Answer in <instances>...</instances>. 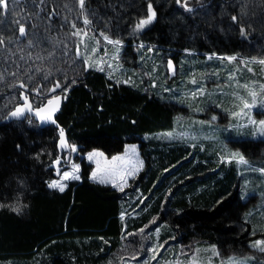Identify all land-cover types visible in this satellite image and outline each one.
I'll return each mask as SVG.
<instances>
[{
  "label": "trees",
  "instance_id": "obj_1",
  "mask_svg": "<svg viewBox=\"0 0 264 264\" xmlns=\"http://www.w3.org/2000/svg\"><path fill=\"white\" fill-rule=\"evenodd\" d=\"M149 4L155 17L138 29ZM23 7L21 2L17 17L28 34L72 35L87 16L89 27L124 43L122 58L132 65L144 47L177 63L207 54L254 63L264 59V0H85L84 9L79 0H32L28 17ZM19 35L18 27L17 41ZM72 49L70 45L68 53ZM7 50L0 55V104L5 100L15 106L18 81L26 80L16 77L23 64H17L19 52L25 60V52L33 49L22 42ZM65 59L61 71L54 73L55 80L63 79L69 69L67 99L57 119L71 143L78 145L80 154L98 148L109 156L123 152L127 144H139L144 167L132 186L120 191L92 180L93 165L83 157L80 179L70 180L63 192L49 188L55 177L52 164L61 155L57 129L40 127L30 117L12 122L1 118L0 264H116L124 243L153 219L147 229L159 227L160 242L171 237L176 248L187 246L186 264L193 258L199 264H224L220 256L246 250L264 231L262 179L256 190L261 201L249 207L253 195L243 194L237 164L222 175L221 169L210 166L213 157L206 149L197 152V162L185 140L159 138L179 120L174 101L148 86L117 80L103 69L86 66L73 73V59ZM40 82L38 75L32 85ZM250 146L242 151L251 159L264 151L263 140ZM262 256L256 264H264Z\"/></svg>",
  "mask_w": 264,
  "mask_h": 264
},
{
  "label": "rangeland",
  "instance_id": "obj_2",
  "mask_svg": "<svg viewBox=\"0 0 264 264\" xmlns=\"http://www.w3.org/2000/svg\"><path fill=\"white\" fill-rule=\"evenodd\" d=\"M19 4L13 2L12 34L6 41L10 48L13 44L19 45L23 42L33 50L25 52L27 55L25 60L20 58L21 51L19 52L17 64H23L20 67L18 66L16 77H24L26 80L20 79L17 86L20 83L28 86L26 83L32 84L38 75L43 74L46 81L44 94H47L50 84L53 85L56 82L55 71H61L60 65L63 56L64 58L68 57V60L73 59L76 54L75 51H77L80 61L77 63L74 60L70 62L73 65L71 72L74 73L77 69L79 73L87 65L93 69H103L117 80L135 86H148L166 99L174 101L179 106V120H177L174 129L158 134L159 138L185 140L190 144V148L195 150V160L197 162L201 160L197 157V152L206 149L209 156L211 155L213 158L211 162L208 159L203 161L214 162L210 166L214 169H221L222 175L228 172L231 165L237 164V173L241 177L243 194L253 195V198L249 201V207L261 201V193L256 192V190H258L257 186L260 185L259 177L262 179L261 184L264 185V174L259 171V169L264 168V151L258 157L251 159L247 154H244L242 148L250 149V145H255L259 140L264 141V134L259 131V121L264 120V94L260 92L258 87L260 84H264V65L254 63L246 58L240 59L237 57L234 61L220 59L231 55L207 54L200 58L184 57L179 63L174 62L175 73L171 74L168 67L170 57L162 55L160 51L157 52L152 49L150 51L144 47L142 48L144 50L139 49V57L136 63L133 62V66L122 58L124 43L121 40H119V45L108 43L104 39L105 35H101L93 28L85 25L83 20L79 25V30L77 29L82 32L81 36L73 35L77 31H74L72 35L61 34L55 37L42 33L38 35V33L32 32L27 33V36L18 37L17 41L18 25L14 26V21L20 14ZM67 12L71 13L69 5H67ZM15 37L16 39H14ZM81 40H83V43H81ZM38 42V49H36L34 45ZM70 45L73 47L72 55L68 53ZM93 49H95L94 52ZM54 53L56 56H54ZM128 61H130V57ZM68 70L66 69L65 72L67 73ZM229 77H233V79ZM58 80L63 90L66 91L63 85L65 84V87L68 88L67 81L65 79ZM194 80L195 83H193ZM41 84L43 83L41 82ZM242 85H248L250 88L255 89L257 99L255 106L246 110L248 115L236 116L234 113L240 111V101L236 99L237 96H243L248 99L249 103H252L251 97ZM33 88L36 89V85ZM14 94L17 95V92H14ZM13 100L17 101V97L14 96ZM1 103L0 119L6 116L14 106H10L5 100H2ZM203 113L208 114L210 119L201 115ZM249 118L257 123H251ZM251 140L254 142H251ZM133 147L135 152L129 151ZM73 148L75 151H73ZM93 152L103 153V156L89 160L88 155ZM233 154L243 156L247 163H238ZM115 156H121L125 159L116 162V175L105 176V182H101L100 176L104 174V170L112 167V158ZM60 157L64 158V154H61ZM83 157L93 165L91 178L92 173L97 171V160H99L101 171L98 173L97 179L92 178V180L111 184L120 191L131 187L132 179L137 177L144 167V159L141 156L139 144H127L123 152L109 156L98 148H92L85 154H80L78 145L72 143L71 159L67 167L59 177H54L49 183L60 181L67 186L68 182L73 179L64 180L62 177L65 172H72L73 165H79V171L76 175L80 179L82 168L80 159ZM53 169L55 170V168ZM133 169H135L133 174L127 175V172ZM121 176H123V179H121ZM117 185H122V188ZM136 198L137 196L133 200ZM262 203L264 204V200ZM154 222L155 219L134 233L135 239L127 240L124 243L117 253L116 264H186L187 259H189L187 257L189 250L187 246L178 245L176 248L170 242L172 241L171 237L164 242H160L158 240L160 228L147 229ZM263 233L264 231L252 239L247 244L249 246H246V250L229 251L227 254L220 256L219 261L224 264H229L230 261L256 264L255 259L263 260L262 254L264 255V251L253 246L256 241L264 240ZM163 247H165L164 251L166 253L159 255ZM153 249L156 250L155 253ZM153 256H155V259H153Z\"/></svg>",
  "mask_w": 264,
  "mask_h": 264
},
{
  "label": "snow or ice",
  "instance_id": "obj_3",
  "mask_svg": "<svg viewBox=\"0 0 264 264\" xmlns=\"http://www.w3.org/2000/svg\"><path fill=\"white\" fill-rule=\"evenodd\" d=\"M80 3V7L81 9H84L85 7V0H79ZM0 7L3 8H7V0H0ZM155 17V12L152 10V5L149 4L148 5V15L146 19L141 20L136 27L138 29L143 28L145 25L149 24ZM236 17H233V20H235ZM18 23V22H17ZM83 23L85 25H88L91 23V21L87 18V16H85ZM73 27L75 28L76 26L73 25ZM241 31V35H244L245 30L243 28L240 29ZM19 33L21 36L25 35V28L21 25L19 27ZM73 35H77V36H81L82 32L81 31H77L74 32ZM101 35H104L103 33H101ZM104 39L108 41V43L113 44V45H119L120 41L119 40H112L110 39L108 36H104ZM3 43V40H0V44ZM81 43H83V40H81ZM95 51V49H93V52ZM220 59H227L229 61H234L237 59V57L235 56H229V57H221ZM261 65H264V59H260L258 61H255ZM169 67H171V63H169ZM230 79H233V77H229ZM193 83H195V80L193 81ZM23 87V85H21ZM60 84H56V86L52 89V91H55L56 88H59ZM242 87H244L247 92L248 95L251 97V101L252 103H249L248 99H246L243 96H237L236 99L240 101V111L239 112H235L234 115L239 116V115H248V112L246 110L251 109L253 106H255V102L257 99V92L255 89L250 88L248 85H242ZM259 90L262 94H264V84H260L259 86ZM25 99V104L23 107H17L15 111H13L11 113L12 117H20L24 114L25 110H27L28 112H34L35 116H37L41 121H52L53 123H55V121L53 120V112L55 110H57L58 105H59V98L55 97L52 99H49L47 102L46 106L37 108V109H33L31 104H29L27 102V97L24 98ZM250 119V118H249ZM250 122L253 124H256L257 122L254 120L250 119ZM259 131L261 134H264V120L259 121ZM60 146L62 148L67 147L65 139H64V131L63 129L60 130ZM73 151H75V149L73 148ZM129 151L131 152H135V148H131ZM103 153H99V152H93L90 153L88 155V159L89 160H93L94 158H98V157H102ZM234 158H237V162L240 164H246L247 161L244 159L243 156H240L239 154H233ZM124 157L121 156H115L112 158V162L111 165L112 167L110 169H106L104 170V174L100 176V181L101 182H105V176H113L116 175V171H115V165L117 161H124ZM57 164H59V160L57 159L56 161ZM135 169H133L132 171H128L127 175H132L133 171ZM79 171V165H73V170L71 173L69 172H65L63 174L62 179L67 180V179H79V176L76 175V173ZM100 164H99V160H97V171H94L92 173V178L95 180L97 179L98 173H100ZM259 171L264 174V168L259 169ZM121 179H123V176H121ZM118 187L122 188V185H117ZM49 188H53V189H58L59 191L63 192L65 190L66 185L63 184L60 181H52L51 183L48 184ZM17 210L18 209H14ZM254 247L259 248L261 251H264V240H258L255 242V244L253 245ZM155 249H153V252L155 253ZM213 252H215V249H212ZM153 259H155V256H153ZM191 264H199V260L198 258H193ZM229 264H244L243 261H230Z\"/></svg>",
  "mask_w": 264,
  "mask_h": 264
},
{
  "label": "water",
  "instance_id": "obj_4",
  "mask_svg": "<svg viewBox=\"0 0 264 264\" xmlns=\"http://www.w3.org/2000/svg\"><path fill=\"white\" fill-rule=\"evenodd\" d=\"M169 63H171V67H169ZM168 67H169V72L171 74H174L175 73V67H174V61L170 58L169 61H168ZM23 85V87L21 86ZM43 84H39L37 86L36 89H33L32 92L35 93V94H38L40 89L42 88ZM19 87L22 89L21 90V93H20V97H19V101L18 103L15 105L14 108H12L8 114L4 117V121L5 122H12V121H15V120H19V121H23L25 120L27 117H30L32 119H34L38 125L40 127H45V126H50V125H53L56 129H57V135H58V139H57V147H58V150H59V153L60 154H64V158L63 157H59L58 160H59V164L56 163L57 159L53 162L52 164V168H55L54 170V176L55 177H59L61 174H62V171L67 167L70 159H71V154H72V143L69 139V136H68V133H67V130L63 127L62 124H60V122L58 121L57 119V116L59 114V112L62 110V107H63V104L64 102L66 101L67 99V96L64 95L63 93H59V94H56L54 95L53 93L55 91H52V89L49 91L50 93V96L42 103V104H39V105H35L34 102L32 101L31 99V94L28 92V87H26L23 83H20L19 84ZM57 90V89H56ZM25 97H27V102L29 104H31L32 108L35 110L37 108H40V107H43V106H46L47 105V102L49 99H52V98H55V97H58L59 98V105H58V108L57 110H55L53 112V120L55 121V123H53L52 121H41L37 116H35L34 112H28L27 110H25L24 114L20 117H12L11 116V113L13 111L16 110L17 107H23L24 104H25ZM63 129L64 131V139H65V142H66V145L67 147H64L62 148L60 146V130Z\"/></svg>",
  "mask_w": 264,
  "mask_h": 264
},
{
  "label": "flooded vegetation",
  "instance_id": "obj_5",
  "mask_svg": "<svg viewBox=\"0 0 264 264\" xmlns=\"http://www.w3.org/2000/svg\"><path fill=\"white\" fill-rule=\"evenodd\" d=\"M13 2H18V3H23L24 4V7L22 8V11H23V13L25 14V16L26 17H28V9L30 8V4H31V2H32V0H7V8L5 9V8H3V7H0V30H1V35H0V40H3V43L2 44H0V55L1 54H3L4 52H7L8 50H7V48H9V45H8V42L6 41V39H8V38H10L11 37V30H12V10H13ZM15 22L17 23V25H18V27H20L21 25L25 28V35L27 36V33H28V30H29V28L28 27H26L25 25H23L21 22H20V18L19 17H16L15 18ZM20 34V33H19ZM25 35H23V36H25ZM19 37H21V35H19ZM11 49V48H10ZM75 56L73 57V60L75 61L76 59H80V56H79V54L77 53V51H75ZM69 54H71L72 55V53L71 52H69ZM66 61L68 60V57H66V59H65ZM70 65H71V63H69ZM69 67V66H68ZM87 68H89V66L87 65ZM7 69V68H6ZM39 78L43 81L42 83L44 84L43 86H42V88L40 89V91H39V93L38 94H35V93H33L32 92V90L34 89L33 87V85L32 84H27L26 83V85H28V86H26V87H28V92L31 94V99H32V101L34 102V104L35 105H39V103L40 104H42L49 96H50V93H49V91L53 88V87H55V86H53V85H56L57 83L58 84H60V87L59 88H57V90H55V92H54V94H58V93H63L64 95H66L67 96V90H68V88H66L65 87V84L63 85V87L66 89V91H64L63 90V88L61 87V83H60V81L59 80H55L56 82H54V84L53 85H51L50 84V87H49V90H48V93H47V95L46 96H44L43 98H42V96L43 95H45L44 94V90H45V88H46V81H45V79H44V77L42 76V75H39ZM66 78H67V73L65 72L64 73V78L63 79H65L66 80ZM41 83V82H40ZM37 87V86H36ZM21 90L22 89H20V87L18 86V94H19V97H20V93H21ZM41 98V100H44L42 103H41V101L38 103V101L36 100V99H40ZM18 100H19V98H18ZM26 120V119H25ZM15 121H17V120H15ZM19 121V120H18Z\"/></svg>",
  "mask_w": 264,
  "mask_h": 264
}]
</instances>
